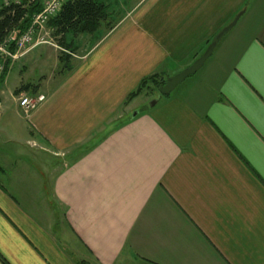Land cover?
Here are the masks:
<instances>
[{
  "label": "crops",
  "instance_id": "0c3cea01",
  "mask_svg": "<svg viewBox=\"0 0 264 264\" xmlns=\"http://www.w3.org/2000/svg\"><path fill=\"white\" fill-rule=\"evenodd\" d=\"M100 1L118 21L60 81L23 78L42 44L0 84V264H264V0ZM238 15L188 83L122 112Z\"/></svg>",
  "mask_w": 264,
  "mask_h": 264
},
{
  "label": "trees",
  "instance_id": "16d2710c",
  "mask_svg": "<svg viewBox=\"0 0 264 264\" xmlns=\"http://www.w3.org/2000/svg\"><path fill=\"white\" fill-rule=\"evenodd\" d=\"M25 5L13 3L0 9V44L13 30H19L20 33L24 32L31 25L33 16L42 10L41 0ZM108 17V6L100 0H67L61 12L50 20L49 25L55 30L56 36L61 35L60 43L63 45L64 50L69 53L63 54L59 58L62 72L65 75L74 69L70 53L77 51V38L82 34L96 33L107 22ZM70 34L73 39L69 42L67 38ZM8 67L7 64L6 71L0 78V84L5 80ZM168 76L169 74L160 72L145 77L138 87L128 95L126 104L145 91L151 83L155 84L157 88L164 85ZM78 264H81V262Z\"/></svg>",
  "mask_w": 264,
  "mask_h": 264
},
{
  "label": "rangeland",
  "instance_id": "374dc122",
  "mask_svg": "<svg viewBox=\"0 0 264 264\" xmlns=\"http://www.w3.org/2000/svg\"><path fill=\"white\" fill-rule=\"evenodd\" d=\"M5 0H0V6L1 4L3 5ZM47 1V0H46ZM45 1V2H46ZM122 1V2H121ZM125 1V3H123ZM43 2L42 3V6L43 4L45 3ZM121 3H123V5L125 7H128L131 5V3L134 2V0H120ZM56 17V16H55ZM54 18V17H53ZM52 18V19H53ZM108 21V20H107ZM118 21V18H111L109 19V23H104V26L102 25V28H100L98 30V32H101V33H106L109 28H110V25L112 27V25H114L116 22ZM50 22V21H49ZM110 24V25H109ZM50 26V25H49ZM51 28V31L50 33L46 36V40H48L49 42H46V43H43V45L45 46V48L47 47H50L49 51H44L43 52V55L41 57H37L38 58V63H28V72L24 73V79H31V81L33 82H36V83H40V81L42 82V79L43 77H47L48 79L50 78V80H52V75H53V82L54 84H56L58 81H60V79H62V77L65 75L62 69V65L59 61V58L63 55V54H69L67 53L68 51H65L64 48H63V45L60 43V40H61V35L59 36H56L55 35V30L50 26ZM20 33V32H18ZM100 33V34H101ZM98 33H96L97 35ZM95 35V36H96ZM99 35V34H98ZM215 36V35H214ZM213 36V37H214ZM8 37V36H7ZM6 37V38H7ZM98 37V36H97ZM97 37H91L90 35H87L85 38L87 39H91V38H94L96 39ZM73 39V36L70 34L67 38V41H71ZM87 39H84L81 41V46H82V49H83V52L82 53H86V49H87V44H88V40ZM213 39V38H212ZM212 39L210 40V43L212 41ZM81 39H79L80 41ZM77 41H78V38H77ZM77 41H76V44H77ZM223 42V40H222ZM3 43H5V40L0 44V46L4 45ZM209 43V44H210ZM208 44V45H209ZM42 45V44H41ZM208 45L204 46L203 49L199 50V55L196 56L197 58L200 57L206 50V48L208 47ZM39 46V45H38ZM47 46V47H46ZM79 48V47H77ZM219 48V47H218ZM203 50V51H202ZM41 51H39V49L35 52V56H38L40 54ZM28 53V52H27ZM26 53V54H27ZM79 52L78 51H75V52H72L70 53L71 56H72V64L75 65V62H73L74 58H75V54H78ZM215 53L212 54V56L209 58V59H214L213 56ZM197 55V54H196ZM24 56V55H23ZM23 56H20V57H23ZM19 57V58H20ZM18 57L17 58H7L6 59V62H5V65H9L8 67V71L11 67V64L18 60L19 59ZM196 58V59H197ZM77 60V58H75ZM195 59V60H196ZM194 60V61H195ZM24 64L22 62H18L16 65H15V68L13 69L12 71V74H13V78L10 80V86H13L15 84V82L18 81L19 79V75L21 74V65ZM34 64V66H36L37 68H34L31 69V65ZM5 71H6V68H5ZM4 71V72H5ZM4 74V73H3ZM174 75V74H173ZM195 75V74H194ZM194 75H191L190 77H188L184 82L185 83H188L190 81L189 78H192V76ZM46 85V82H42L41 86H45ZM164 98H166L165 95H163L160 91H159V88H157V86L153 83L150 84V86L145 90L143 91L139 96H137L135 98V101L133 103V105L129 106L131 101L127 104L124 105V107L121 109L122 112L128 107V109H126L127 111H129L130 113L132 114H135V113H138L140 111H144L146 109H150L152 108V103L154 101H159L160 100H163ZM134 100V99H133ZM132 100V101H133ZM130 113H128L130 115ZM121 114L119 113L118 117L115 119V123H118L120 122L121 118L119 117ZM8 149H10V151H15L17 153V150H20L21 151V155H24V156H27L29 157V155H31L32 153L28 152V150L26 148H19L17 145L15 144H12L11 146H8L7 147ZM49 162L51 163H54L53 159H48ZM27 193L30 192V190H26Z\"/></svg>",
  "mask_w": 264,
  "mask_h": 264
},
{
  "label": "built area",
  "instance_id": "2783aa9c",
  "mask_svg": "<svg viewBox=\"0 0 264 264\" xmlns=\"http://www.w3.org/2000/svg\"><path fill=\"white\" fill-rule=\"evenodd\" d=\"M35 1L36 0H5L3 5L8 6L15 3L20 5L26 4L27 6ZM66 1L67 0H47L42 6V10L33 16L31 25L24 32L18 33L19 31L15 30L10 33L5 39L4 45L0 46V78L5 71V62L7 58H19L36 46L49 42L46 40V36L51 31L49 21L61 12ZM45 100V94H23L19 97V106L25 112H30Z\"/></svg>",
  "mask_w": 264,
  "mask_h": 264
},
{
  "label": "water",
  "instance_id": "95a60500",
  "mask_svg": "<svg viewBox=\"0 0 264 264\" xmlns=\"http://www.w3.org/2000/svg\"><path fill=\"white\" fill-rule=\"evenodd\" d=\"M238 15L231 23L223 27L212 39L211 43L206 48L205 52L198 57L191 65L187 66L180 72L167 77L166 83L159 87V91L165 95L169 96L180 84H182L188 77L196 74L206 63V61L212 56L215 48L223 37L228 34L232 28L236 25L239 19ZM157 101L152 103V106H155ZM134 115H137L135 113Z\"/></svg>",
  "mask_w": 264,
  "mask_h": 264
}]
</instances>
